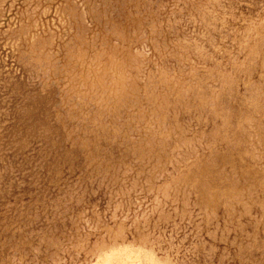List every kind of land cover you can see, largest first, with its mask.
<instances>
[{
	"label": "rangeland",
	"instance_id": "374dc122",
	"mask_svg": "<svg viewBox=\"0 0 264 264\" xmlns=\"http://www.w3.org/2000/svg\"><path fill=\"white\" fill-rule=\"evenodd\" d=\"M0 264H264V0H0Z\"/></svg>",
	"mask_w": 264,
	"mask_h": 264
}]
</instances>
